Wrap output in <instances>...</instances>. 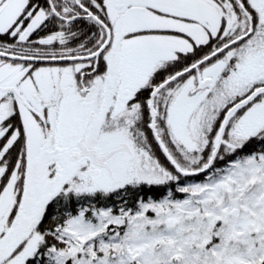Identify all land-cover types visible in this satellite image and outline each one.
<instances>
[{"label": "snow or ice", "instance_id": "1", "mask_svg": "<svg viewBox=\"0 0 264 264\" xmlns=\"http://www.w3.org/2000/svg\"><path fill=\"white\" fill-rule=\"evenodd\" d=\"M0 264H264V0H0Z\"/></svg>", "mask_w": 264, "mask_h": 264}]
</instances>
